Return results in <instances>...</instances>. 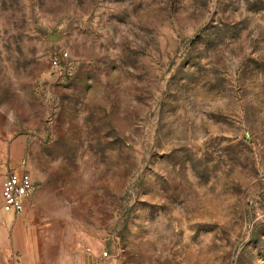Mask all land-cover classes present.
Masks as SVG:
<instances>
[{
  "label": "rangeland",
  "instance_id": "rangeland-1",
  "mask_svg": "<svg viewBox=\"0 0 264 264\" xmlns=\"http://www.w3.org/2000/svg\"><path fill=\"white\" fill-rule=\"evenodd\" d=\"M20 165L0 264H264V0H0Z\"/></svg>",
  "mask_w": 264,
  "mask_h": 264
},
{
  "label": "built area",
  "instance_id": "built-area-1",
  "mask_svg": "<svg viewBox=\"0 0 264 264\" xmlns=\"http://www.w3.org/2000/svg\"><path fill=\"white\" fill-rule=\"evenodd\" d=\"M65 56H67V52L63 51L60 54V57ZM51 65H59V56L51 57ZM34 189V180L22 165L10 168V170L4 175L1 183L0 210L7 213H19ZM261 203V213L264 216V193L262 195ZM103 254L106 255L107 253L104 252Z\"/></svg>",
  "mask_w": 264,
  "mask_h": 264
},
{
  "label": "crops",
  "instance_id": "crops-1",
  "mask_svg": "<svg viewBox=\"0 0 264 264\" xmlns=\"http://www.w3.org/2000/svg\"><path fill=\"white\" fill-rule=\"evenodd\" d=\"M3 180V179H2ZM2 183V182H1ZM1 188V187H0Z\"/></svg>",
  "mask_w": 264,
  "mask_h": 264
}]
</instances>
